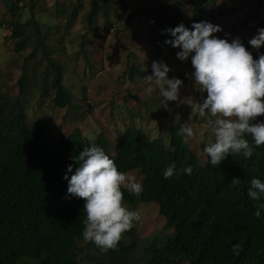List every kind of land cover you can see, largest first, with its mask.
Instances as JSON below:
<instances>
[{
  "label": "trees",
  "instance_id": "1",
  "mask_svg": "<svg viewBox=\"0 0 264 264\" xmlns=\"http://www.w3.org/2000/svg\"><path fill=\"white\" fill-rule=\"evenodd\" d=\"M5 1L14 19L10 24L1 20L0 27L7 24L12 29L10 37L18 39V51L26 48L22 37L33 28L37 46L29 58L40 50L50 70L46 75L51 72L52 80L48 82L45 78L40 87L42 96L50 97L54 107L71 108L73 97L64 83V66L52 56L48 46V37L53 35L51 28L44 32L42 26L46 25L37 19L38 0H31V17L25 21L18 13L24 0ZM190 1L196 4L194 21L204 20V0ZM107 2L92 0L89 22L104 11L107 28L112 27L107 17L110 8ZM163 2L151 0L145 8L129 16V20L133 16L153 19L149 40L157 54L170 46L164 41L171 36L162 34V29L174 28L181 22L191 28L182 18L177 1L168 5ZM82 5L83 1L77 0L68 16L67 29L72 27ZM263 5L264 0H260L258 11ZM61 11L63 9L57 5V15ZM253 18L259 19L255 29L264 28L260 14ZM242 27L250 26L242 23ZM215 35L232 39L224 28ZM243 43L246 46L247 41ZM261 53L264 46L252 51L255 59ZM28 71L26 62L17 97L0 94V264H81L76 250L78 241L103 255H89L88 261L133 264L130 256L139 242L135 227L125 234L130 242L123 238L117 250L102 252L93 243L83 240L84 201L74 196L66 198L68 181L64 175L70 164L75 171L77 165L73 157L90 142L79 128L52 141L50 118L29 120L26 111ZM176 78L184 81L182 87L189 83L182 72H178ZM259 121H264V115L257 118ZM182 124L187 125V122L181 113L169 126L168 143L162 136L151 137L144 129L130 126L119 136L114 153L105 134H99L95 140L114 159L120 171L139 170L144 176L139 196L124 191L128 205L135 208L140 203L158 204L166 220L165 229L172 230L161 241L154 236L145 246L144 264H264V208H260L259 218L254 215L264 198L258 202L247 194L252 178L264 181V146L254 148L251 158L230 154L219 166H214L210 159L204 163L192 151L189 142L185 144L182 137L177 136ZM246 138L251 142V137ZM172 163L179 178L165 179L163 171ZM189 165L193 169L191 175L180 172ZM71 174L68 173L69 178ZM234 178H239V184L232 183ZM237 243L243 249L239 256L231 251L232 245Z\"/></svg>",
  "mask_w": 264,
  "mask_h": 264
},
{
  "label": "rangeland",
  "instance_id": "2",
  "mask_svg": "<svg viewBox=\"0 0 264 264\" xmlns=\"http://www.w3.org/2000/svg\"><path fill=\"white\" fill-rule=\"evenodd\" d=\"M83 5L78 10V16L72 27L66 24L70 12L77 0H38L35 11L37 19L41 21L44 32L51 28L53 34L48 37V46L52 56L64 66V83L73 97L71 108H57L51 103L50 97L41 94L40 87L43 80H52L51 72L39 50L34 52L37 41L33 28L22 37L26 48L16 49L18 39L10 37L9 26L0 27V94L15 98L19 95L20 77L24 64L27 62L29 71V87L26 97V111L31 122L50 118L52 126L49 135L52 141L62 134L68 135L79 128L83 135L92 132L96 137L103 133L111 141V151L115 147L119 136L130 126L144 129L151 137L162 136L169 142V126L181 113L185 116L187 125L193 127L194 137L188 140L193 152L205 163L208 157L203 148L213 140L208 126V117H201L192 112L194 107L206 97L194 88V80L190 73L194 71L191 58L181 61L177 58L178 48L165 46L161 54H157L150 42V30L153 19L150 16H129L145 8L151 0H108V20L112 23L107 28L106 14L100 11L92 22L88 21V12L92 0H82ZM178 2L182 18L191 27L195 15V2L190 0H164V5ZM260 0H204L203 18L214 22L226 29L232 36L247 41L249 51L253 49L248 41L257 34L254 19L255 14L264 20V5L258 11ZM104 3V0H99ZM31 0H24L22 9L18 10L20 19L31 17ZM63 11L59 15L56 8ZM42 9H44L42 11ZM223 12V15H219ZM14 16L5 0H0V21L12 22ZM242 23L249 28L242 27ZM10 29V28H9ZM164 61L171 71L169 78L176 77L182 72L189 79V83L180 89V101H168V107H163V98L154 88L151 94L145 89L149 86L144 77L152 73V62ZM145 68L144 71L141 69ZM50 71V70H49ZM154 87V86H153ZM142 183L144 176L139 170L130 171ZM130 209L139 210L141 221L136 224L138 246L130 256L131 263L144 264L147 258L145 246L156 236L158 241L172 230H166L165 217L159 212V205L140 203L137 207L128 205ZM129 243L130 238L124 235ZM77 252L81 264H96L86 258L90 255L103 257L99 252L89 250L83 241L77 242ZM28 259V258H25ZM24 259V260H25Z\"/></svg>",
  "mask_w": 264,
  "mask_h": 264
},
{
  "label": "clouds",
  "instance_id": "3",
  "mask_svg": "<svg viewBox=\"0 0 264 264\" xmlns=\"http://www.w3.org/2000/svg\"><path fill=\"white\" fill-rule=\"evenodd\" d=\"M221 31L220 25L206 20L193 22L191 28L181 22L174 28L161 30L162 34H170L171 39L164 43L179 49L176 53L179 60L191 58L194 71L189 75L194 88L201 95L207 93L195 107L191 106L192 112L208 117L213 140L205 145L203 152L214 166H219L230 154L251 158L254 148L264 146V121L257 122L264 115V53L255 59L240 37L229 41L215 35ZM248 43L256 50L264 46V28L258 29ZM151 68L152 73L144 77L149 85L145 91L151 94L154 88L158 90L165 108L168 101H180L184 81L169 78L171 68L162 60H154ZM176 134L185 144L195 135L193 127L186 124ZM84 136L89 145L73 157L75 171L70 164L64 175L68 181L66 198L74 196L84 201L83 240L102 252L117 250L124 235L142 219L139 210L129 208L124 191L139 196L143 186L136 175L118 169L114 159L95 142L92 132H85ZM246 137H251V142ZM192 171L191 165L180 169L188 175ZM68 173H72L70 178ZM163 176L179 178L174 163L164 169ZM239 182V178L232 180L234 185ZM247 194L252 200L261 201L264 181L252 178ZM260 208H264V203L254 213L257 218ZM242 250L240 244L232 245L234 255L239 256Z\"/></svg>",
  "mask_w": 264,
  "mask_h": 264
},
{
  "label": "built area",
  "instance_id": "4",
  "mask_svg": "<svg viewBox=\"0 0 264 264\" xmlns=\"http://www.w3.org/2000/svg\"><path fill=\"white\" fill-rule=\"evenodd\" d=\"M4 26H6V24H4ZM7 26H8V25H7ZM9 28H10V27H9ZM9 28H8V32L12 33V29H11V28L9 29Z\"/></svg>",
  "mask_w": 264,
  "mask_h": 264
}]
</instances>
